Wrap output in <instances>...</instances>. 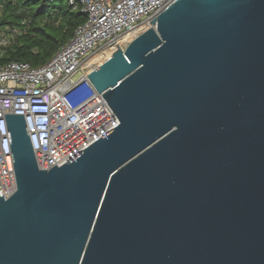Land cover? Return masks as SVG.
<instances>
[{
    "label": "water",
    "instance_id": "water-1",
    "mask_svg": "<svg viewBox=\"0 0 264 264\" xmlns=\"http://www.w3.org/2000/svg\"><path fill=\"white\" fill-rule=\"evenodd\" d=\"M81 68L120 123L42 169L5 114L0 264H264V0H173Z\"/></svg>",
    "mask_w": 264,
    "mask_h": 264
},
{
    "label": "built area",
    "instance_id": "built-area-1",
    "mask_svg": "<svg viewBox=\"0 0 264 264\" xmlns=\"http://www.w3.org/2000/svg\"><path fill=\"white\" fill-rule=\"evenodd\" d=\"M86 20L45 63L10 61L0 67V185L17 180L5 114L25 117L40 168L61 166L120 121L81 66L105 47L151 21L173 0H67ZM21 30L0 31V50Z\"/></svg>",
    "mask_w": 264,
    "mask_h": 264
},
{
    "label": "trees",
    "instance_id": "trees-1",
    "mask_svg": "<svg viewBox=\"0 0 264 264\" xmlns=\"http://www.w3.org/2000/svg\"><path fill=\"white\" fill-rule=\"evenodd\" d=\"M85 20V14L67 0H0V31L21 30L10 46L0 50V67L15 60L33 66L47 62Z\"/></svg>",
    "mask_w": 264,
    "mask_h": 264
}]
</instances>
